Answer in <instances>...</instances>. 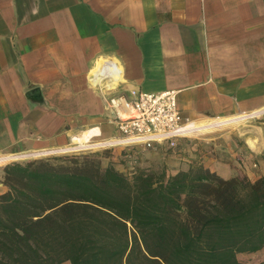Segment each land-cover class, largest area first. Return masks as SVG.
Masks as SVG:
<instances>
[{"label":"crops","instance_id":"0c3cea01","mask_svg":"<svg viewBox=\"0 0 264 264\" xmlns=\"http://www.w3.org/2000/svg\"><path fill=\"white\" fill-rule=\"evenodd\" d=\"M106 65L103 92L94 72ZM165 89L196 132L251 120L203 163L223 178L263 175L264 0H0V162L105 145L91 137L115 135L109 95ZM144 154L167 174L187 169Z\"/></svg>","mask_w":264,"mask_h":264},{"label":"trees","instance_id":"16d2710c","mask_svg":"<svg viewBox=\"0 0 264 264\" xmlns=\"http://www.w3.org/2000/svg\"><path fill=\"white\" fill-rule=\"evenodd\" d=\"M59 160L3 167L0 264H240L237 252L264 245V174Z\"/></svg>","mask_w":264,"mask_h":264},{"label":"built area","instance_id":"2783aa9c","mask_svg":"<svg viewBox=\"0 0 264 264\" xmlns=\"http://www.w3.org/2000/svg\"><path fill=\"white\" fill-rule=\"evenodd\" d=\"M114 70L113 65H106L94 72L99 74L103 92L109 90L104 81ZM106 110L107 119L115 129V135L109 139L114 140L112 142L115 144L99 147L121 146L130 162H136V151L139 149H174L181 139L195 133L193 128L188 127L192 119L181 112L174 89L158 92L137 90L132 91L130 97L123 94L109 95L106 98ZM79 149L81 147L72 146L65 152Z\"/></svg>","mask_w":264,"mask_h":264},{"label":"rangeland","instance_id":"374dc122","mask_svg":"<svg viewBox=\"0 0 264 264\" xmlns=\"http://www.w3.org/2000/svg\"><path fill=\"white\" fill-rule=\"evenodd\" d=\"M255 118L264 119V113H261ZM251 120L244 119L237 124H229L224 125L217 128H211L209 130L199 132L195 131L194 134L183 138L180 140L179 145L174 149H168L166 147H156L151 149H139L136 151L137 159L136 162L130 161H123L122 155L117 154L119 151L121 152L123 147L121 146H111V147H88V148H81L79 150H73L69 152H65L67 146L70 144L71 141L62 147H53V148H45V149H38L35 151H29L28 153H40V154H28L14 159H8L5 161L0 162V182L3 183V167L10 163V162H26L30 160H39V159H51L54 163L60 162L59 159H63L64 157H69L72 159L73 157H79L83 159L84 157H92L96 158L100 161L101 167L106 166V162H111L112 165L115 167L114 164H122L120 167V171L131 175L133 171L138 169H146L149 171L159 170L161 168H166V164L163 167H160L159 164L153 165H144L143 163L145 160H148L145 156L146 150H153L161 154L168 155L172 161L173 160H181L185 163L184 167L188 168L190 164L200 163L204 167V161L207 163L209 158H219V154L222 152L223 144L227 142H233L234 144H240L242 142V137H238L236 133L243 131V129L247 128ZM223 135H228L224 137ZM94 140V139H93ZM95 140L102 141L103 138L97 137ZM94 140V141H95ZM20 153H27V152H20ZM9 154V153H8ZM112 157H116L112 159ZM55 158V159H54ZM68 160H66L67 162ZM174 166V164H173ZM242 177V176H240ZM5 186V185H4ZM6 189V186H5ZM236 259L240 264H264V245L256 251L252 252H237ZM59 264H69L68 261H63Z\"/></svg>","mask_w":264,"mask_h":264},{"label":"bare ground","instance_id":"6f19581e","mask_svg":"<svg viewBox=\"0 0 264 264\" xmlns=\"http://www.w3.org/2000/svg\"><path fill=\"white\" fill-rule=\"evenodd\" d=\"M191 123H192V120L189 122L188 127L193 128L194 131L200 129L199 126H196V125L192 126ZM93 129H94V128H90V129H88V130H93ZM92 134H93V137H91V140H93V139L95 140V138H97L98 136H100V133H99V132H92ZM102 141H104L105 143H107V144H105V145H112V144H115L114 142H112V141H114V140L109 139V138H106V139L103 138ZM96 146H101V145L95 144L93 147H96ZM102 146H103V145H102ZM67 147H68V146H67ZM65 148H66V147H65ZM66 149H68V148H66Z\"/></svg>","mask_w":264,"mask_h":264}]
</instances>
